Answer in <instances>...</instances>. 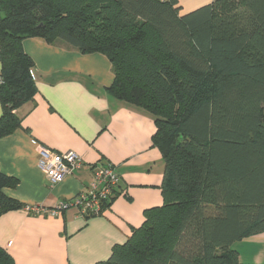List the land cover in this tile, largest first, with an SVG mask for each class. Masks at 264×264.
Instances as JSON below:
<instances>
[{"label": "trees", "instance_id": "1", "mask_svg": "<svg viewBox=\"0 0 264 264\" xmlns=\"http://www.w3.org/2000/svg\"><path fill=\"white\" fill-rule=\"evenodd\" d=\"M180 11L178 0H0V138L37 92L21 46L33 37L106 56L109 95L153 119L162 204L97 264H241L232 246L264 234V0ZM17 184L0 173V216L23 209L2 192ZM0 264H12L1 248Z\"/></svg>", "mask_w": 264, "mask_h": 264}, {"label": "crops", "instance_id": "2", "mask_svg": "<svg viewBox=\"0 0 264 264\" xmlns=\"http://www.w3.org/2000/svg\"><path fill=\"white\" fill-rule=\"evenodd\" d=\"M187 14L214 0H178ZM33 63L36 94L15 111L20 127L0 138V173L18 181L3 194L22 206L51 209L85 190L95 165H112L120 177L116 195L99 216L73 210L57 217L23 209L0 216V248L12 264H97L106 261L143 221V212L162 204L164 164L152 147L153 119L108 93L112 66L100 53L84 54L33 37L22 41ZM1 69V65H0ZM1 115V103H0ZM35 140L55 153L74 152L81 167L50 186L37 167ZM232 248L241 264H264V234Z\"/></svg>", "mask_w": 264, "mask_h": 264}, {"label": "built area", "instance_id": "3", "mask_svg": "<svg viewBox=\"0 0 264 264\" xmlns=\"http://www.w3.org/2000/svg\"><path fill=\"white\" fill-rule=\"evenodd\" d=\"M32 78H34L33 75ZM31 144L36 150L37 167L50 186L62 183L82 165L81 157L74 152L55 153L35 140H32ZM119 181L120 177L112 165H95L91 169L89 186L77 196L62 201L51 209L41 206H24L23 211L31 215L57 217L73 209L82 217L99 216L103 211V205L114 196Z\"/></svg>", "mask_w": 264, "mask_h": 264}]
</instances>
